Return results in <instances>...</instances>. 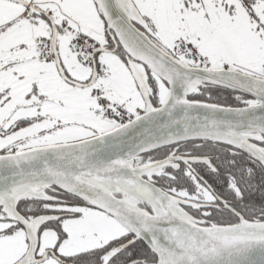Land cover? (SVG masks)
Wrapping results in <instances>:
<instances>
[{"label": "snow or ice", "instance_id": "obj_1", "mask_svg": "<svg viewBox=\"0 0 264 264\" xmlns=\"http://www.w3.org/2000/svg\"><path fill=\"white\" fill-rule=\"evenodd\" d=\"M0 264H264V0H0Z\"/></svg>", "mask_w": 264, "mask_h": 264}]
</instances>
